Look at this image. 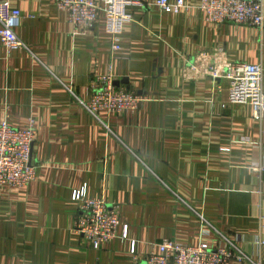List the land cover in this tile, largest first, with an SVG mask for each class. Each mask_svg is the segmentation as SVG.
I'll return each mask as SVG.
<instances>
[{"label": "crops", "instance_id": "obj_1", "mask_svg": "<svg viewBox=\"0 0 264 264\" xmlns=\"http://www.w3.org/2000/svg\"><path fill=\"white\" fill-rule=\"evenodd\" d=\"M12 1L25 46L0 42V122H33L35 175L0 188V264H131V241L142 259L163 239L205 241L242 257L232 264H264V118L229 101V81L206 74L260 63L264 90V25L135 0L113 51L101 17L77 28L55 0ZM109 71L115 87L144 100L99 122L85 104ZM80 189L117 211L126 239L96 249L75 230Z\"/></svg>", "mask_w": 264, "mask_h": 264}, {"label": "built area", "instance_id": "obj_2", "mask_svg": "<svg viewBox=\"0 0 264 264\" xmlns=\"http://www.w3.org/2000/svg\"><path fill=\"white\" fill-rule=\"evenodd\" d=\"M55 3L77 28H89L102 20V27L112 38L113 51L122 49V35L134 22L128 7L140 4L135 0H55ZM155 5L162 13L174 14L195 6L207 21L213 23L227 21L259 28L264 25V0H195L194 3L190 0H156ZM19 17L20 10L12 0H0V42L8 50L25 46L15 32ZM186 65L191 66L185 62L182 67ZM196 74L202 72L196 71ZM206 74L229 81V101L248 105L256 119L264 118L263 67L260 63L226 62L219 70L208 67ZM113 83L114 76L110 71L97 77L94 91L85 104L86 110L99 122L124 110L134 111L144 100L135 92L117 88ZM34 131L32 121L24 128H17L6 120L0 122V188L26 185L34 178V166L30 163ZM221 150L228 152L230 149ZM71 199L79 209L75 230L94 248L106 245L115 237L127 238V226L124 225L118 234V213L102 199L88 198L84 189L74 191ZM129 252L131 264H232V258L242 259L205 241L192 245L175 239H163L142 259L137 256L133 241Z\"/></svg>", "mask_w": 264, "mask_h": 264}]
</instances>
